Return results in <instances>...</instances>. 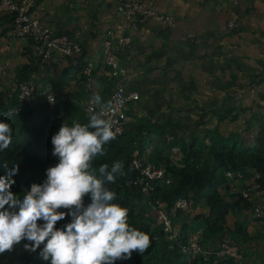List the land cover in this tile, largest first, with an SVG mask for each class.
Masks as SVG:
<instances>
[{"label":"crops","instance_id":"1","mask_svg":"<svg viewBox=\"0 0 264 264\" xmlns=\"http://www.w3.org/2000/svg\"><path fill=\"white\" fill-rule=\"evenodd\" d=\"M151 5L155 12L170 15L173 25L138 16L126 20L119 0H34L30 11L41 24L81 46L76 55H54L36 65L26 39L5 35L9 22L4 16L0 87H14L22 81L19 71L31 65L23 80L35 92L50 82L59 99L67 98L81 110L84 75L75 69L87 64L96 76L94 94L101 96V104L115 84L124 88L130 97L124 130L140 131L132 142L141 146L139 157L166 169L182 166L185 148L193 140L201 157L210 160L212 141L264 132V0H152ZM228 20H235V30L226 29ZM117 29L130 38L115 48L125 73L108 80L103 42L108 31ZM246 204V209L227 212L222 236L239 244L238 263L264 264V221L251 217L252 200ZM199 218L180 213L174 218L175 228L210 248L214 238L205 236ZM237 225H242V233Z\"/></svg>","mask_w":264,"mask_h":264},{"label":"clouds","instance_id":"2","mask_svg":"<svg viewBox=\"0 0 264 264\" xmlns=\"http://www.w3.org/2000/svg\"><path fill=\"white\" fill-rule=\"evenodd\" d=\"M29 12L31 14L30 10ZM4 16H8V22H10L11 15ZM4 16H2L0 20ZM8 29L9 25L4 31L6 36ZM53 32L59 34L54 30ZM23 39L29 42L31 61L33 64L43 63L50 58L44 60L35 58L31 41L28 38ZM69 40L77 42L73 39ZM117 47V45L113 47V54L118 62L115 55V48ZM55 55L68 57L76 54L64 56L59 54ZM8 62L9 60H4L5 65H7ZM87 66V64L83 65L81 73L84 75V89L86 77L84 69ZM121 67L124 69L123 66ZM1 68L0 66V69ZM103 71L105 78L108 80L120 76L107 78V67L103 66ZM124 73L125 69L121 75ZM21 85L27 87L31 95L29 100L19 98L18 93ZM47 86L50 88H47ZM2 90L5 89L0 87V91ZM47 90L50 91L52 95L50 94L46 97ZM13 92H15L17 100L24 102L28 107L36 105L39 98L38 96H43L48 109L47 121L50 122L53 120L55 102L57 98L61 96H57L60 94L50 82L45 83L40 91L35 92L26 81L22 80L16 82L14 87L8 88L6 98L11 99ZM85 92L86 98L83 108L81 109L84 113V105L88 97V91L86 89ZM94 93L93 102L96 106H99L102 103V98L99 94ZM125 94L127 93L125 92ZM13 111L18 112L19 108L17 107L13 109ZM106 114L107 113L103 109L97 112L94 108H91L89 109L88 115L85 113L87 116L86 123L73 121L71 126H69L67 123L63 122L58 131L51 137V143L53 145L52 155L58 158V162L54 166L48 167L46 169V179L40 184H31L30 189L23 192L22 198L20 194L11 191V186L15 183L12 177L13 174L18 171V168L15 165L9 168L7 164H4L5 174L0 175V254L12 250L16 245L20 244L22 240L29 242L23 245L26 251L35 252L37 249H40V258L50 262V264H114L117 260L130 259L134 252L142 255L147 251L151 245L149 235L129 225L128 209L114 202L116 200V193L107 186L108 184L115 183L118 177L125 175L124 162L122 160H116L111 166L104 163L100 164L98 168L93 167V162L98 157L106 155L104 146L117 138V132L113 128V123L111 120L105 118ZM12 140L11 125L7 122L0 121V151L7 149L12 143ZM135 159L142 158L139 157ZM165 170L166 175L169 176L166 168ZM152 183L153 182H151V187ZM161 183L165 184L162 181ZM221 185L217 188V192ZM218 194L220 195L219 192ZM86 196L90 197V202L85 205L84 198ZM220 197L224 200L222 195H220ZM186 198L191 199L192 208L197 205H201L202 207L201 210L195 211L191 215L186 214L189 218L194 219L206 213V206L204 203L193 205L192 196L189 195L186 196ZM174 200L170 205H167L162 199L158 202L148 203L147 213H154L156 219V210L151 208L152 204L160 207V203L162 202V207L168 209L173 204ZM58 209H67V213L65 211H58ZM178 214L172 217V229L176 230L179 236L180 230H177L174 225V218ZM66 215L71 217L70 222L65 224L63 228H56V223L65 219ZM38 221H42V223H38ZM155 224L159 226L162 231L157 219ZM190 237H188L187 246ZM223 237L225 236H222L221 239ZM164 238L168 240L165 234ZM196 238L198 239L197 236ZM213 238L214 240L210 248L203 246L198 239L203 248V252L199 254L202 255L203 261L208 263H218L225 260L222 259L213 262L212 252L215 249L216 242L221 240L218 238L215 239V237ZM174 240L176 239L168 241ZM199 254L190 255L197 256ZM204 254L208 256L207 259L203 258ZM239 259L240 256L237 260H232L238 263Z\"/></svg>","mask_w":264,"mask_h":264},{"label":"trees","instance_id":"3","mask_svg":"<svg viewBox=\"0 0 264 264\" xmlns=\"http://www.w3.org/2000/svg\"><path fill=\"white\" fill-rule=\"evenodd\" d=\"M83 65L78 64L75 71L82 73ZM31 68V65L24 66L19 71L18 80H23ZM7 90L8 88L0 91V121L11 125L13 140L7 149L0 151V175L5 174L4 164L9 168L14 165L18 168L12 177L15 183L11 186V191L20 194L22 198L23 192L30 189L33 183H42L46 179V169L58 162V158L52 155L51 137L60 125L64 122L71 126L73 121L86 123L87 116L70 100L57 98L54 118L48 122L47 103L43 96H38L36 105L28 107L17 100L15 92L11 99H7ZM17 107L19 111L14 112L13 109ZM139 134L140 131L125 129L115 140L104 146L106 155L93 162V167L96 168L104 163L111 166L116 160L124 162L125 175L107 186L116 193L114 202L128 209L129 225L147 233L151 240L150 247L142 255L134 252L130 259L117 260L114 264H240L232 259L208 263L203 261L200 254L191 256L186 251V230L180 231L174 241L165 240L160 227L155 224V216L147 213V204L162 199L170 205L177 197L191 195L193 205L204 203L206 206V213L199 218L205 236L209 239H221L227 212L248 207L247 200L242 197L231 202L220 197L217 188L227 182L223 173L225 170L239 171L244 176H249L252 172L263 173L264 132L250 134L248 138L253 141L252 145H247L249 141L239 135L212 141L207 151L210 160L201 157L200 148L193 140L185 148L182 166L167 169L171 183L165 185L160 180L153 181L152 187L146 191L133 183L138 173L129 169L131 160L139 158L141 154V146L132 143ZM89 202L90 197L86 196L85 205ZM58 211L67 213V209ZM70 219L66 215L55 227L63 228ZM238 229L239 233L244 231L242 225H237ZM25 243L29 242L22 240L12 250L0 254V264H50L40 258V249L35 252L26 251L23 247Z\"/></svg>","mask_w":264,"mask_h":264},{"label":"built area","instance_id":"4","mask_svg":"<svg viewBox=\"0 0 264 264\" xmlns=\"http://www.w3.org/2000/svg\"><path fill=\"white\" fill-rule=\"evenodd\" d=\"M123 8V16L126 20L134 16L141 19L152 18L155 22L171 27L173 18L168 14L157 13L153 10L152 0H147L148 4L143 5L141 0H119ZM236 0H232L235 2ZM34 0H0V18L4 15H11L7 36L16 38H28L31 41L32 51L35 58L44 60L52 55H70L80 52V45L77 42L69 40L63 35L53 32V30L42 25L38 18L31 15L29 10ZM237 23L235 20H228L225 24L227 30H235ZM129 37L124 35L120 29L113 32L108 31L104 40V55L102 64L107 67L106 77L112 78L121 75L124 69L118 64L113 54L115 45L122 46L129 43ZM85 89L88 91V97L84 105V111L88 115L89 109L94 108L97 112L102 109L107 113L105 118L113 123V128L119 136L126 122L124 113L125 103L129 100V95L125 94L121 85L116 84L112 88L108 101L105 104L96 106L93 102L94 88L96 87V76L91 74L90 67L84 69ZM47 88H50L47 86ZM50 91H46V97L50 95ZM52 95V94H51ZM18 96L20 99L29 100L31 95L25 85L19 87ZM51 118V116H50ZM177 150L174 152L176 156ZM131 171H137L133 183L141 186L143 191L151 188V182L161 180L165 184L170 183V177L166 175L165 167L144 161L142 159H134L129 164ZM224 176L227 183L221 185L218 189L224 200L231 202L240 197L246 200H252L249 208L250 215L254 219L264 221V172H252L249 176H244L239 171L226 170ZM163 203L158 205L152 204L151 208L156 210V219L160 224L165 237L168 240L176 239L178 232L172 229V217L178 213L191 215L195 211L201 210V205L194 208L191 207V199L186 197H178L173 204L167 209L162 207ZM239 244L229 237H223L216 242L215 249L212 252L213 262L222 259L239 258ZM186 251L191 255L203 252L196 236L190 237ZM207 259V255H203Z\"/></svg>","mask_w":264,"mask_h":264},{"label":"rangeland","instance_id":"5","mask_svg":"<svg viewBox=\"0 0 264 264\" xmlns=\"http://www.w3.org/2000/svg\"><path fill=\"white\" fill-rule=\"evenodd\" d=\"M258 133H256V135H257ZM253 135V134H252ZM255 135V136H256ZM254 136V137H255ZM254 139V138H253ZM245 140H248L249 141V143L247 144V145H252L253 144V141L250 139V138H248V136L246 137V139Z\"/></svg>","mask_w":264,"mask_h":264}]
</instances>
